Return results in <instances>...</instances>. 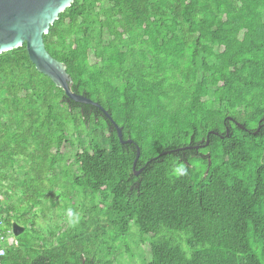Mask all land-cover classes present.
<instances>
[{
    "label": "trees",
    "instance_id": "obj_1",
    "mask_svg": "<svg viewBox=\"0 0 264 264\" xmlns=\"http://www.w3.org/2000/svg\"><path fill=\"white\" fill-rule=\"evenodd\" d=\"M43 42L132 143L0 54V264H264V0H74ZM52 191L80 219L38 235Z\"/></svg>",
    "mask_w": 264,
    "mask_h": 264
},
{
    "label": "water",
    "instance_id": "obj_2",
    "mask_svg": "<svg viewBox=\"0 0 264 264\" xmlns=\"http://www.w3.org/2000/svg\"><path fill=\"white\" fill-rule=\"evenodd\" d=\"M73 1L0 0V54L25 45L30 62L40 74L49 78L69 100L98 108L113 125L120 143L131 144V140H123L121 129L107 111L89 98L71 91L72 81L66 72V66L53 59L45 49L43 35L48 33L49 27L57 20L58 15L66 10ZM187 149L192 150L197 147H188ZM139 156L140 152L136 148V156L132 165L135 176L142 171V169L135 170ZM11 231L14 237H18L23 233L24 228L13 223Z\"/></svg>",
    "mask_w": 264,
    "mask_h": 264
},
{
    "label": "rangeland",
    "instance_id": "obj_3",
    "mask_svg": "<svg viewBox=\"0 0 264 264\" xmlns=\"http://www.w3.org/2000/svg\"><path fill=\"white\" fill-rule=\"evenodd\" d=\"M75 151L76 149L74 147L68 146L66 150V154H67L66 160H72L75 154ZM70 177H72V175H70L69 178ZM1 199H2V196L0 195V200ZM41 201H42L41 205L35 208V210H37L36 214L38 216L36 220L37 225H35L33 228H30L29 230L37 231L38 235L40 234L48 235L49 234L48 231L58 233L60 230L59 226L66 224L68 220L66 216V210L69 209L68 200H65V199L63 200L62 197L60 196L59 191H52L48 193V196L45 199H42ZM51 201L56 202V205L51 207ZM16 204H19V203H16ZM41 210L45 212V215H46L45 218L42 217V215H40ZM31 213L30 215H28V218L31 219L29 221H32V218L34 217L33 213L32 214ZM27 233H28V230H26L24 234H21L18 237H14L10 232L8 233V239H10V242L15 243ZM32 234L34 236L36 235L34 234V232ZM128 246H130V249L132 250L134 257H130L129 255L123 252V257L119 258V261H120L119 264H141L142 259L145 262L148 260L147 250L149 247L147 245H145V247H140L136 245L135 242L131 241ZM122 249H124V246H121V250Z\"/></svg>",
    "mask_w": 264,
    "mask_h": 264
},
{
    "label": "clouds",
    "instance_id": "obj_4",
    "mask_svg": "<svg viewBox=\"0 0 264 264\" xmlns=\"http://www.w3.org/2000/svg\"><path fill=\"white\" fill-rule=\"evenodd\" d=\"M173 175L175 176L187 175V169L182 164L177 165L173 169ZM66 216L68 218V223L70 225H75L80 219L79 213H77L75 210L71 208L66 210Z\"/></svg>",
    "mask_w": 264,
    "mask_h": 264
},
{
    "label": "built area",
    "instance_id": "obj_5",
    "mask_svg": "<svg viewBox=\"0 0 264 264\" xmlns=\"http://www.w3.org/2000/svg\"><path fill=\"white\" fill-rule=\"evenodd\" d=\"M3 241H5V237H4V234L0 232V244L3 243ZM4 255V249H0V256H3Z\"/></svg>",
    "mask_w": 264,
    "mask_h": 264
}]
</instances>
